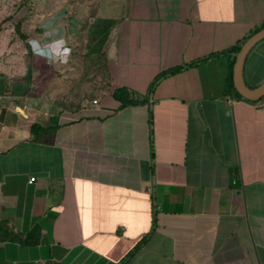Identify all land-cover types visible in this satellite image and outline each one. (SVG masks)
Instances as JSON below:
<instances>
[{
    "label": "crops",
    "instance_id": "1",
    "mask_svg": "<svg viewBox=\"0 0 264 264\" xmlns=\"http://www.w3.org/2000/svg\"><path fill=\"white\" fill-rule=\"evenodd\" d=\"M117 1L91 98L55 83L54 42L22 52L29 80L0 58V264H264V96L225 93L215 54L264 0ZM242 74L264 81V38Z\"/></svg>",
    "mask_w": 264,
    "mask_h": 264
},
{
    "label": "rangeland",
    "instance_id": "2",
    "mask_svg": "<svg viewBox=\"0 0 264 264\" xmlns=\"http://www.w3.org/2000/svg\"><path fill=\"white\" fill-rule=\"evenodd\" d=\"M118 4L117 0H0V60L29 80L22 54L25 46L14 31L17 22L29 36L31 51L36 42L46 47L62 38L64 45H55L70 48L71 56L55 83L62 84L64 91L91 98L105 87L107 76L100 55L87 53L88 27L96 17L116 14Z\"/></svg>",
    "mask_w": 264,
    "mask_h": 264
},
{
    "label": "trees",
    "instance_id": "3",
    "mask_svg": "<svg viewBox=\"0 0 264 264\" xmlns=\"http://www.w3.org/2000/svg\"><path fill=\"white\" fill-rule=\"evenodd\" d=\"M118 22V19L110 18V17H96L94 20L90 23L88 27V42H87V53L88 55L93 54H99L100 58L103 60V68L105 70V74L107 75V69L105 66V59H104V52L103 48L104 45L108 39V36L111 32V30L114 28L116 23ZM264 27V21L260 22L259 24L255 25L252 29H250L241 39L237 40L232 46L228 47L227 49H224L220 51L219 53H215L216 55H227L229 56V65H228V75H227V81H226V89L225 93H234L238 97H241L233 88L232 84V66L235 58V54L239 50L240 45L253 33H255L260 28ZM21 23L17 22L14 25V31L19 35V38L23 41L27 57L31 56V48L28 43L29 36L20 30ZM57 43V42H56ZM59 46H62L61 44ZM207 59L199 60L197 62L206 61ZM197 62L192 63L191 65H195ZM182 67H172L166 70H163L159 72L153 80L150 82L148 90H152V88L156 85L159 79L171 75L174 73H177L181 70ZM112 96L115 100L120 102V105H126L137 102L136 99H134L131 95L129 90L126 87H117L113 90ZM143 101V98H141L140 102ZM36 129H40V131H43L44 128L40 127L37 124H32L31 131L34 132ZM11 239L13 240H19L18 235H10ZM136 249V246L133 250Z\"/></svg>",
    "mask_w": 264,
    "mask_h": 264
},
{
    "label": "water",
    "instance_id": "4",
    "mask_svg": "<svg viewBox=\"0 0 264 264\" xmlns=\"http://www.w3.org/2000/svg\"><path fill=\"white\" fill-rule=\"evenodd\" d=\"M264 38V27L250 35L239 47L232 66V84L235 91L243 98L257 101L264 96V81L254 88L248 87L243 79V64L250 49Z\"/></svg>",
    "mask_w": 264,
    "mask_h": 264
},
{
    "label": "clouds",
    "instance_id": "5",
    "mask_svg": "<svg viewBox=\"0 0 264 264\" xmlns=\"http://www.w3.org/2000/svg\"><path fill=\"white\" fill-rule=\"evenodd\" d=\"M57 43H60L62 46L64 45V41L61 38L59 41H57ZM63 55L62 57H60V62L61 63H67L68 59L71 56V49L68 47H63ZM33 51L35 52L36 55H40L41 53L39 51H37V48H34Z\"/></svg>",
    "mask_w": 264,
    "mask_h": 264
},
{
    "label": "built area",
    "instance_id": "6",
    "mask_svg": "<svg viewBox=\"0 0 264 264\" xmlns=\"http://www.w3.org/2000/svg\"><path fill=\"white\" fill-rule=\"evenodd\" d=\"M34 48H37V50H38V49L41 48V46H39L38 44H33V45H32V51H33ZM93 103H96V100H93ZM34 179H35V177H29V179H28V183L33 182ZM148 190H149V189H148Z\"/></svg>",
    "mask_w": 264,
    "mask_h": 264
}]
</instances>
